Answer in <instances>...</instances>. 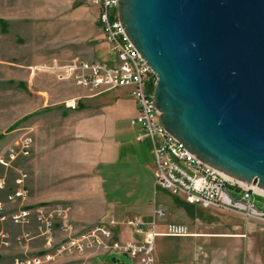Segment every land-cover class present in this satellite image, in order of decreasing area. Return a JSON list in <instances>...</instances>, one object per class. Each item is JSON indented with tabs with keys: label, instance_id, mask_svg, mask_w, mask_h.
Returning a JSON list of instances; mask_svg holds the SVG:
<instances>
[{
	"label": "rangeland",
	"instance_id": "obj_1",
	"mask_svg": "<svg viewBox=\"0 0 264 264\" xmlns=\"http://www.w3.org/2000/svg\"><path fill=\"white\" fill-rule=\"evenodd\" d=\"M75 10L83 11L84 14L71 16ZM95 11L83 0H0V157L7 160L6 152L10 148L12 131L16 130L13 132L17 135L16 139L25 133L32 139L29 156L18 155L24 160H17L13 167H10V162L8 166L0 163V179L4 181L0 190L4 191L0 198L5 197L6 193L7 196L10 194V184L16 177L19 179L25 175L26 178L29 175V178L32 176L35 179L39 175V171L35 170L36 161H33L36 157L41 163H47V172L52 173V181L56 179L53 176V164L60 155L54 151L53 139H49L46 144L49 145L48 152L36 154V148L44 145L46 138L39 136L37 128H27L46 120L39 116L50 108L43 107L56 104L65 106L68 99L76 98L75 107L78 109L87 98H94L90 101L103 107L102 117L116 119L118 130L127 128L128 113L134 103L130 95L120 94V89L108 92H96L94 89L89 91L73 85L70 80L60 78L57 72L46 68L57 60L68 62L75 57L89 62L112 60L106 47L100 48L105 42L101 29L95 22ZM63 149L64 167L70 166L72 170L83 165L85 162L80 158L91 151L81 153V150H85L70 144ZM150 160L151 165L153 156ZM118 167L120 166L116 167V172L119 171ZM44 172L46 170L42 168L40 173ZM73 178L66 176L64 170L62 192H73L74 196L81 198L85 188L78 185L81 178ZM153 178L150 177L149 181L152 182ZM104 179L107 187L115 178ZM70 184L72 186H68ZM118 186L117 200L121 204H132L134 199L124 196V190L128 189L126 181L120 180ZM59 187L52 185L49 190L52 193ZM17 188L18 186L15 189ZM152 188L146 185L141 188L143 206L152 208L153 201L161 205L165 211L164 223L174 225L176 229L173 232L182 235L179 238H156L155 253L160 255L158 264H264V225L260 221L247 219L227 209H203L190 205L181 195H174L166 190L158 189L153 194ZM250 201L258 209L264 208V199L259 195L252 194ZM89 203L93 207L99 206L97 200ZM30 242L27 243L28 249ZM0 244L8 247L9 238H0ZM16 245L20 251L25 250L24 245ZM77 258L80 257L65 255L50 262L58 260L69 264ZM113 258L117 262L112 263ZM93 261L130 264L129 257L119 253L101 255Z\"/></svg>",
	"mask_w": 264,
	"mask_h": 264
},
{
	"label": "water",
	"instance_id": "obj_2",
	"mask_svg": "<svg viewBox=\"0 0 264 264\" xmlns=\"http://www.w3.org/2000/svg\"><path fill=\"white\" fill-rule=\"evenodd\" d=\"M164 128L264 191V0H118Z\"/></svg>",
	"mask_w": 264,
	"mask_h": 264
},
{
	"label": "built area",
	"instance_id": "obj_3",
	"mask_svg": "<svg viewBox=\"0 0 264 264\" xmlns=\"http://www.w3.org/2000/svg\"><path fill=\"white\" fill-rule=\"evenodd\" d=\"M98 10L97 22L104 42L114 63L75 60L60 65L57 62L47 66V70L57 72L60 78L70 80L80 88L108 92L125 89L136 106V115L129 123L138 128L135 140L146 139L153 152L154 187L181 195L185 202L203 209H227L243 215L247 219L260 221L264 225V208L258 209L251 201L256 194L264 199V191L253 183L234 178L197 158L186 146L172 136L160 121L161 113L153 100L156 77L146 61L133 46L118 18V0H83ZM32 139L28 133L19 137L7 149V160L0 157V163L8 166L21 155L29 156ZM25 175L17 179L18 188L7 196V200H19L21 209L10 215L15 225H27L30 215L37 225V233H22L15 243L24 245L23 255L14 259L13 264H45L65 255L80 257L69 264H102L94 262L95 257L111 253L123 254L130 264H154V223L145 225L136 217L127 218L122 225L142 236L141 242H121L114 238L112 228L118 225L112 217L89 229H77L71 217L72 205L68 202L37 204L27 209V191L20 184ZM4 181L0 179V190ZM3 206L0 203V213ZM157 220H163L165 211L157 207L153 210ZM4 215L0 221H4ZM59 235V240L55 242ZM1 239H8L7 233L0 232ZM39 238L43 240L41 255H28L27 243ZM7 244V242H5ZM85 254V255H84Z\"/></svg>",
	"mask_w": 264,
	"mask_h": 264
},
{
	"label": "crops",
	"instance_id": "obj_4",
	"mask_svg": "<svg viewBox=\"0 0 264 264\" xmlns=\"http://www.w3.org/2000/svg\"><path fill=\"white\" fill-rule=\"evenodd\" d=\"M94 8V7H92ZM95 22H97L98 10L94 8ZM83 11L75 10L71 14L73 17L83 15ZM106 44V43H105ZM103 44L108 50L107 44ZM109 51V50H108ZM107 51V52H108ZM108 54V53H107ZM93 57V56H92ZM112 60L104 61L107 63H114L115 59L111 55ZM79 58H72L68 62H61L57 60L60 65L71 63ZM100 62V61H95ZM120 94L130 95L125 89H120ZM94 98H87L81 104L80 108H76L77 99H68L66 105L56 104L54 106H47L46 113L39 117H44V122H38L32 126H26L31 129L34 128L39 131L41 138H46L45 144H41L36 148V154H45L49 151V139H53L54 151L60 156L55 159L53 164L55 173V181H52V173L47 172V163H41L37 160V157L33 161H36L39 175H36L35 179L29 175L26 176L22 184L23 188L27 191V205L25 208L32 209L37 204H44L49 202H68L72 205V219L77 229H89L94 227L100 222H104L108 217H112L118 225L112 228V231L121 242H141L142 236L135 234L131 228H128L122 223L127 218L136 217L141 220L146 229L147 224L154 223V232L156 236L154 238V264L159 263L160 255L155 253V241L156 238H179L181 234H177L174 225H168L163 220L155 219L153 210L157 207L161 208V205L152 203V208H145L141 200V188L146 185L149 188L153 187V194L156 193L158 188L154 187V180L151 182L149 178H153V163L150 165L151 157L153 156L152 148L149 142L144 139L143 141H136L135 138L139 131L137 127L130 125L129 121L136 115V108L132 103L128 113V125L125 130H118L116 125V119L112 117H102V106L92 104L90 101ZM121 109V108H120ZM53 112V114L51 113ZM49 117V119H47ZM50 117H53L50 118ZM30 125V124H29ZM31 127V128H30ZM16 130L11 132L10 145L17 142L18 139ZM77 145L84 149L82 152L85 156L80 160L85 162L83 165L76 166L75 170H72L70 166L64 167V159L62 153H64V147L66 145ZM47 150V151H46ZM84 155V154H82ZM17 160H24L21 157H17L16 160L10 164L13 167ZM119 171L116 172V167ZM31 167V162H30ZM45 169L46 172L40 173ZM31 170V168H30ZM66 171V176L69 178H81L78 181V185L84 186L83 193L80 197L74 196L73 192H62V178ZM104 177L115 178L112 183L105 187L106 181ZM16 177L10 184V192L12 193L16 186ZM73 178V179H74ZM51 179V180H50ZM154 179V178H153ZM125 180L128 184V189L124 190V196L133 198L132 204H121L120 200H117V194L119 193L118 183ZM52 181V182H51ZM118 181V182H117ZM52 185L60 186L58 189L51 193L49 187ZM72 186V184L68 185ZM4 191V189H3ZM3 191H0L3 193ZM118 192V193H117ZM7 193L5 197L0 198V203L3 206V213L5 220L0 221V232L7 233L9 235V246L5 247L0 244V264H13L14 259L23 255L15 243L16 236L22 233H30L35 235L36 224L33 219V215H30V222L27 225L18 226L10 221V215L16 213L21 209L19 200L8 201ZM108 197H111L109 199ZM97 200L99 206H91L89 202ZM141 201V202H140ZM175 228V229H174ZM59 240V235L56 237L55 242ZM44 252L43 241L39 238H35L30 242V249H28V255H41ZM106 256V255H105ZM125 256V255H124ZM60 260V259H59ZM117 262L114 258L112 263ZM45 264H63L62 261L50 262ZM103 264V263H102Z\"/></svg>",
	"mask_w": 264,
	"mask_h": 264
},
{
	"label": "bare ground",
	"instance_id": "obj_5",
	"mask_svg": "<svg viewBox=\"0 0 264 264\" xmlns=\"http://www.w3.org/2000/svg\"><path fill=\"white\" fill-rule=\"evenodd\" d=\"M258 190L262 191L261 189H258Z\"/></svg>",
	"mask_w": 264,
	"mask_h": 264
}]
</instances>
